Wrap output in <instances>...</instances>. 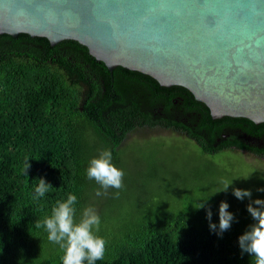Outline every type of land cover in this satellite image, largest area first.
Instances as JSON below:
<instances>
[{"label": "trees", "instance_id": "1", "mask_svg": "<svg viewBox=\"0 0 264 264\" xmlns=\"http://www.w3.org/2000/svg\"><path fill=\"white\" fill-rule=\"evenodd\" d=\"M158 128L195 142L204 155L244 151L264 160V123L214 119L189 89L164 86L121 66L112 72L75 40L53 46L45 37L26 33L0 35V264H62L63 251L34 224L50 216L56 201L69 193L78 200L77 223L87 207L100 217L97 235L106 241V250L95 264H254L238 243L255 223L246 210L249 200L236 199L232 189L251 190L252 200H264V192L257 191L264 188L263 172L251 180L226 179L229 172L206 158L197 160L203 168L196 169L195 162L172 155L159 164L155 155L150 164L160 172L165 167L157 176L161 179L143 183L144 190L127 199L139 209L123 208L122 188L96 195L103 189L87 178L90 160L109 150L112 164L120 166L118 152L130 136ZM26 158L31 165L27 177L22 174ZM168 171L178 175L179 183L159 192ZM40 178L53 189L34 200ZM221 180L232 185L214 194L223 187ZM187 191L194 196L182 199ZM207 199L217 226L221 201L234 214L222 237L210 232L206 210L195 208Z\"/></svg>", "mask_w": 264, "mask_h": 264}, {"label": "water", "instance_id": "2", "mask_svg": "<svg viewBox=\"0 0 264 264\" xmlns=\"http://www.w3.org/2000/svg\"><path fill=\"white\" fill-rule=\"evenodd\" d=\"M22 33L183 86L214 119L264 123V0H0V35Z\"/></svg>", "mask_w": 264, "mask_h": 264}, {"label": "clouds", "instance_id": "3", "mask_svg": "<svg viewBox=\"0 0 264 264\" xmlns=\"http://www.w3.org/2000/svg\"><path fill=\"white\" fill-rule=\"evenodd\" d=\"M29 158L25 159L22 174L27 177V171L31 167ZM87 178L94 180L100 189L96 191L97 196L107 194L108 189L119 190L122 188L124 172L112 164V154L109 150L101 151L98 157L89 162L86 170ZM222 188L216 189L214 194L227 192L232 182L221 180ZM53 189L50 183L43 178L38 180V185L34 189V200L45 197V194ZM258 192H264V188H258ZM232 195L243 201L246 198L249 203L246 206L255 223L248 226V229L239 236L238 243L241 253H248L253 257L254 264H264V200H252L251 190L239 188L232 189ZM115 197L119 192L114 193ZM208 200L197 203L196 210L205 209L206 219L209 222L210 232L222 237L224 231L231 227L234 221V214L228 211L229 204L221 201L219 204V224L212 223V210L208 205ZM77 197L69 193L65 200H57L51 209V215L45 216L43 220H36L35 229L43 228L47 232V239L59 246L64 255L61 257L62 264H95L102 260L105 255L106 241L97 235L100 229V217L93 207L83 210L82 217L77 223L75 220ZM252 260V261H253Z\"/></svg>", "mask_w": 264, "mask_h": 264}, {"label": "rangeland", "instance_id": "4", "mask_svg": "<svg viewBox=\"0 0 264 264\" xmlns=\"http://www.w3.org/2000/svg\"><path fill=\"white\" fill-rule=\"evenodd\" d=\"M126 145L118 152V158L120 166H116L124 172L122 179V193L125 198L123 200V208L136 210L140 208V205H135L132 202L128 205L129 194L135 193L136 195L141 190L143 191L142 184L149 181L161 179L165 167H162V171L158 170L153 164H150L154 160L155 155L158 163L162 164V159L166 158L167 155H172L174 158L181 159L183 161L195 162L196 169L203 168V164L199 159L206 158L216 163L218 168L223 171H227L226 179H238L243 181L244 178L248 180L254 179L257 175L262 176L264 173V160L252 155L248 152H233L231 150L223 151L215 155H204L197 144L186 137L178 133H174L163 129H146L138 133H134L130 136ZM93 158H96L94 156ZM172 170V169H170ZM160 177H157L159 176ZM184 175V174H183ZM168 179L165 184L158 189L170 191L178 182V175L173 171H168ZM157 179H154L156 178ZM153 185V184H152ZM131 186L134 187L131 188ZM199 189V188H198ZM133 192V193H132ZM200 192V191H199ZM198 192V193H199ZM195 194V192H194ZM178 198L181 197L182 193L177 192ZM192 192H185L182 195V199L193 197ZM155 204V203H152ZM159 204H156L157 206ZM157 209L160 210H173L172 207H163L160 204ZM131 210V211H132ZM130 211V212H131ZM129 212V213H130Z\"/></svg>", "mask_w": 264, "mask_h": 264}]
</instances>
